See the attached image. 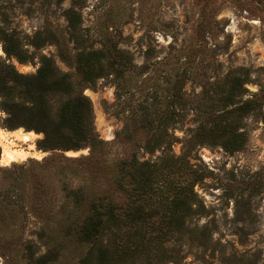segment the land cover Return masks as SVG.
I'll return each mask as SVG.
<instances>
[{
  "label": "rangeland",
  "instance_id": "1",
  "mask_svg": "<svg viewBox=\"0 0 264 264\" xmlns=\"http://www.w3.org/2000/svg\"><path fill=\"white\" fill-rule=\"evenodd\" d=\"M70 9L74 31L65 16ZM108 48L127 54L129 69L119 79L107 74L82 82L77 52ZM41 56L70 76L74 92L88 97L103 144L93 153L42 151L36 146L42 134L23 126L9 129L0 105L1 131L36 134L30 141L10 135L7 140L37 153L0 163V264H77L91 247L77 236L87 205L101 195L124 203L115 183L118 164L131 156L157 164L176 160L163 172L164 181L179 189L195 180L190 210L175 215L185 219L183 230L145 227V239L152 238L137 249L134 234L143 229L110 226L104 243L127 252L104 264H264V0H0V71L10 66L22 75L35 74ZM230 90L234 102L254 101L236 119L246 133L242 149L193 144L195 125L208 115L190 108L215 107V99ZM173 94L186 109L175 117L170 145L148 153L150 135L135 126L137 109L157 97L163 110ZM207 96L211 101L203 99ZM11 97L17 104L24 101L17 92ZM61 154L89 161L71 164ZM65 188L85 191L80 208L66 202ZM162 215L171 216L165 210Z\"/></svg>",
  "mask_w": 264,
  "mask_h": 264
},
{
  "label": "trees",
  "instance_id": "2",
  "mask_svg": "<svg viewBox=\"0 0 264 264\" xmlns=\"http://www.w3.org/2000/svg\"><path fill=\"white\" fill-rule=\"evenodd\" d=\"M74 15L72 9L66 11L65 16L71 31L75 30L72 23ZM5 52L8 56H14L23 62L15 53L7 50ZM39 63V68L32 75L19 74L10 66H5L4 70L0 71L2 98L0 105L7 114V127L14 129L23 126L26 130L41 133L42 137L37 141L36 146L42 151L63 153L89 148L90 153H93L103 142L94 128L90 100L82 92L73 91L70 76L60 73L51 58L41 56ZM75 65L81 81L93 83L107 74L119 79L129 69L130 59L127 54L115 48L80 50L76 54ZM15 92L24 100L23 103L12 102L11 96ZM233 92L230 90L227 95L218 96L216 102L213 100L217 104L215 107L211 103H206L202 105L206 108L200 106L190 108L197 114L208 115L207 119L198 120L195 125L190 136L193 144L218 145L228 152L242 149L246 142V133L239 131L236 119L242 114H247L254 101L234 102L233 98L236 97ZM172 96L175 98L163 110L156 106L157 97L152 99V102L156 100L155 103L137 109L141 114L135 126L146 129L150 135L145 148L148 153L170 145L171 138L168 133L173 129V125L177 124V121H174L175 117H179V113H184L186 109V103L182 102L180 95ZM203 99L211 101L212 96ZM218 105L219 109H215ZM133 115L130 111V117ZM18 117L23 119L20 124L15 123ZM128 120L131 118L128 117ZM128 131L126 126L124 132ZM61 157L71 164L82 165L89 161V156L77 158L61 154ZM50 160H46V163ZM174 161L176 160L167 159L157 164L146 160L139 161L135 156H131L118 164V178L115 184L117 190L124 195V203L102 195L89 201L86 215L77 229V236L81 242L89 243L91 247L88 254L77 264H104L105 259L113 260L118 252L126 254L125 249L111 250L102 239L104 232L113 225L143 229L134 234L138 236V241L133 245L136 249L138 245L143 244V241L149 242L152 238L148 236V239H145V227L157 229L156 226H159L157 230L165 228V232L183 230L185 219L183 216L175 217V215L190 210L191 195H193L191 187L195 180L191 182L192 184H184L179 189L172 188L171 182H165L164 180L168 178L164 177L163 172L168 173L174 167ZM159 182H164L165 187ZM64 192L66 202L69 201L74 208L78 209L83 205L85 198L83 189L66 190L65 188ZM164 210L171 216H160ZM46 258L47 255L41 260Z\"/></svg>",
  "mask_w": 264,
  "mask_h": 264
},
{
  "label": "bare ground",
  "instance_id": "3",
  "mask_svg": "<svg viewBox=\"0 0 264 264\" xmlns=\"http://www.w3.org/2000/svg\"><path fill=\"white\" fill-rule=\"evenodd\" d=\"M6 135H10L14 140L22 139L23 141H30L32 138H34V136H36V134L33 132L22 131L20 129L12 132H3L0 130V163L2 165L6 166L10 163L23 161L29 157L37 155V153L34 152L30 146L25 149L14 148V143L10 140H7L8 138L6 137ZM109 136L110 133H107L106 137L108 138Z\"/></svg>",
  "mask_w": 264,
  "mask_h": 264
}]
</instances>
